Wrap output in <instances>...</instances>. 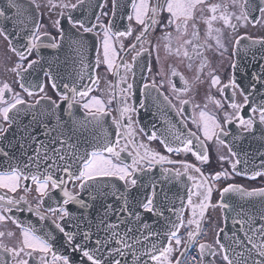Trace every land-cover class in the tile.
Here are the masks:
<instances>
[{
	"label": "flooded vegetation",
	"instance_id": "flooded-vegetation-1",
	"mask_svg": "<svg viewBox=\"0 0 264 264\" xmlns=\"http://www.w3.org/2000/svg\"><path fill=\"white\" fill-rule=\"evenodd\" d=\"M25 1H29L33 4L32 0ZM139 2L140 0H137V3ZM164 2L165 0H147L149 11L145 16V24L149 25V27L142 42H137L136 36L144 30L145 25L138 24L134 15L132 20H128L127 16L133 14L129 2L126 3L128 6V14L127 16H122L124 11L122 5L116 8L115 15H113L112 0H106V2L105 0H82V3L79 4H77V0H35V4H33L34 10L40 15L35 23L41 25L39 30L41 39L37 41V43L41 45L39 49L43 51L48 49V47H45L44 45L50 44L52 41L60 42L61 39L59 36L61 35L62 27L73 28L72 24L69 22V16L72 20L83 21L85 26L91 27L92 24H97L96 16L99 15L100 23H103L105 26H108L109 22H111L113 32L126 31L128 28H131V35L126 37L114 36L112 38L113 46L117 52V58L113 70L109 71L107 66L103 63V29L97 25L92 32L85 33L82 28H79V26L73 28L80 33L90 34V36H92L97 42V56L95 58L94 68L95 76H87L81 84L77 82L78 85H76L75 78L67 77L63 72L59 71L60 64H48V62L46 63V61H43V58L38 56L39 49H33L31 55L27 54L25 51V45L29 41L26 43L25 41L29 35L26 34V32L29 33L31 24L26 25L25 28L17 26L15 30H10L9 27L6 28L5 25L1 26L0 24V29H3L9 37V39H5L3 35H0V87H2L4 83H7L12 89V92L5 93V99H11L13 94L19 93L26 102L25 105L17 106L22 109L19 116H16L15 110L9 113L10 117L15 116L16 127L14 133L17 139L16 144L18 153L20 154L19 164L21 167L27 162L28 156L34 155L33 148L36 147V144L32 143L30 139L32 136L36 137L37 141H43L51 147H60L59 144L53 145L51 141L63 132V138L67 141L65 145H71L68 139L70 122L65 121L62 118L63 111H61L62 106L68 102L61 101L60 94L65 93L69 96L71 95V93L64 88L65 84L69 83L68 85L70 87L75 86L78 91H84L86 88L91 89L88 96L83 98L79 96L76 97L78 103H74L75 109H80L81 111L84 110L82 105L89 102L92 97H96L104 102L105 117L109 119V123L115 132V135L111 139L113 142L117 139L116 126L113 121H120L122 124L126 125L128 122V115H130L133 120L132 129L134 136L128 137V139H133L137 147L134 148L131 143L127 145L126 151L121 153V157L125 162L131 164L133 156L136 155L137 148L141 144L151 151L158 152L161 155L168 157L170 160L177 161V163L173 164H155L150 170L144 165H141L145 170L135 173L138 178V184L131 190H136L141 186V195L137 200H143L144 197L151 194L152 184L149 183V181L152 177L154 178L158 176L160 179V181H158L159 183L163 182V179L166 177L173 180L175 179V181L178 179L183 184V191L187 193L185 199L186 206L183 211L185 226L180 228L179 232L182 240H187L188 231H195L196 229L195 224H188V220L192 219V211L187 204L188 191L189 189H192L194 183V181L188 179V176L195 177L197 181H199L201 177L200 173L195 172L193 169H188L187 175H183L185 170L183 163L180 162L200 168L201 172L209 178L216 172L227 170L230 173L229 179L225 180L224 178H221L218 181H212L209 179L208 181L209 185L213 187V192L210 206L207 208L205 215L201 220L200 231L205 224H210V234L214 236L219 233L224 224V212L223 209L219 207L221 199L225 195L224 194L223 197L221 196L223 188L227 187L229 184L241 186L248 191L264 188V175L255 179L250 178L255 171L264 172V155H261L264 153V137L261 136V126L257 124L256 132L250 134L243 132L242 128L237 127L235 121L231 124L224 123L226 113L234 115L233 109L228 107V101L232 97L233 90L231 87L224 88V86L228 85L230 80L235 77L232 65L235 64L236 59L234 58L235 50L237 48L236 42L239 41V44H242L247 40H264V15L258 10L259 7L262 6L261 0H250L248 7L249 18L247 21L236 19L237 16L241 15V8L238 4L234 5L232 0H205L204 4L199 5L195 9V19L189 21L188 34L183 37H179L175 24L165 27L169 19V13L166 11L158 12V14L153 17L151 8L158 4H164ZM240 2L242 3L243 0H240ZM61 4H77V7L74 9H66L60 7ZM100 4H104V7L100 8L98 6ZM212 4H218L221 6L216 13L218 17L220 12H225V14L230 15L231 24L235 25V29H233L231 26L225 25L220 19L213 21V29H219V33L213 31L212 36L215 37L219 35L224 48H218L215 39L209 38L206 35L207 25L204 23V19L212 15L209 11V6ZM36 5H39V7L37 8ZM53 5L57 6L53 7ZM119 8H122L123 10L118 11ZM61 13H63V15H61ZM102 13H107V15H103ZM153 18L157 21L155 25L151 24ZM22 20H24L25 23H28L29 17H25ZM56 20L60 21L59 27L55 26L54 22ZM254 21H259V23H254ZM193 23L199 31V40H195L192 37ZM44 33H47L48 35H44ZM166 33H171L170 41L164 38ZM23 36L24 39L22 40ZM52 38H55V40ZM187 39H193V43H198L201 46L197 50L200 55L194 53L192 45H183V41ZM9 40L11 41V46ZM121 45H123V48H121ZM132 45H135V47L132 48ZM165 45H169L171 51L167 50ZM13 46L20 51H25V55L27 56V59L22 62L24 70H20V75H17V72L12 71L17 63H21L16 53L11 50ZM178 48L180 49L179 54H177ZM224 49H227V51ZM185 50H187L189 54L188 57L183 55ZM52 52L56 51L52 49ZM137 53H140V55L137 56ZM134 56H137L135 61H133ZM97 58L100 60L99 67L96 66ZM32 60L37 61V63L29 69L27 66L29 61ZM202 62H205L206 66L200 71L199 69ZM125 63L133 65L132 71H125L124 67L121 66ZM189 65H191V67H189ZM33 68L39 69L37 71L33 70ZM173 69L178 75H172ZM117 71L120 73V76H126L127 83L133 84V88L128 93L127 103L129 106L135 108V112H131L123 118L120 115V109L123 107V99L120 96L119 88H126L127 85L121 83L119 88L115 87L120 79V76L115 74ZM45 72L50 73V77L46 76ZM53 72H55L58 77L61 76V81L52 77ZM212 75H216L220 78V84L215 87L211 86ZM74 76H76V74H74ZM22 78L23 83L33 92L32 96H29L28 93L20 87ZM53 79L55 80L56 85L59 84L56 89L52 88ZM96 79H98V83L93 82ZM185 80L187 81V85L184 83ZM153 81H155L157 88H149L145 91L144 85H151ZM41 84L44 86L43 92H41L38 87V85ZM173 85L175 86L176 91H173ZM186 86L188 91L181 92L180 90ZM221 88H224L223 93L220 91ZM161 93L163 95H161ZM113 94L116 96L115 99H112ZM45 96L50 97L51 101H55L60 105V108L56 110V114L60 117L59 124L57 123L55 116L42 115V113L51 109V102L48 99H41ZM164 96H167L175 107L169 106L164 100ZM177 96H179V100H187L189 103L181 105ZM209 96L213 97L214 100H219L223 107H217L213 101L208 99ZM110 99H112V102L108 103ZM235 99L237 103H243V96L240 95L239 90H236ZM38 100L40 103L36 105V101ZM141 103H143V107H141ZM29 104L36 105V107L32 110L23 111V109ZM197 105L199 107H197ZM181 108L183 109L182 111H180ZM85 110L87 112L90 110L92 112L96 111L95 107L90 110ZM201 111L214 117L220 122L224 130L229 132L228 136L221 137L227 146L219 144L215 137H213L212 140L205 139L202 131L203 122L200 118ZM33 115L36 117L35 120H33ZM243 115L245 118L251 115L249 108L245 107L243 109ZM194 120L196 123L193 122ZM12 125L13 123L9 124L3 120V117H0V127L6 129L3 135L0 136V144L3 148L8 147V144L3 142L14 135L12 131L14 126ZM44 125H47V128H45ZM122 131H127V129L125 128ZM45 132L51 135L48 143L45 139ZM153 133H156L157 139L150 140L149 136ZM189 133H195V136L189 137ZM175 135H181V139L191 138L194 146L197 143L196 138L198 137L207 148L209 161L207 163H202L200 160L196 159L191 152H168L164 145L160 143V138H167L173 147L181 146L180 141L174 139ZM125 143L126 140L121 138L117 151H120ZM229 147H231L233 152L237 153L236 156H232L229 153ZM195 150L202 151L199 148H196ZM139 152L143 155L144 149L139 148ZM128 153H132V155L130 156ZM105 155L108 154L105 153ZM220 156H225L227 159L221 161ZM237 159L240 161V163L237 164V172L240 173L239 175L236 174V172H233L231 168V162H235ZM164 169H168L169 171L165 172ZM31 171H35V168L31 169ZM176 171L182 173L179 178H176L174 175ZM245 172L247 175L244 174ZM105 178L109 179V186L104 188L106 195L97 196L96 201L93 202L89 199L87 193H85V195L81 193V196L85 200L94 204V207L89 210L91 213L90 218L93 222V240L96 238V224L100 220L99 216L101 217L104 213L103 206L111 204L113 205V209H119L123 204V200H118L116 197L121 193L126 195V186L124 182L119 181L114 177ZM113 185H115V188L112 187ZM25 187L29 188L30 191L25 192ZM67 187L70 191H79L78 187L74 188L71 182L68 183ZM148 187L151 189L148 190ZM193 191H195V189H193ZM113 192L116 193L115 196L112 194ZM0 195H7L15 200H20L21 197H24L27 200L26 204L21 201L16 207H13L11 212L3 213L8 219L0 222V232L4 233L3 236H0V244H3L7 248H22L23 237L21 226H28L31 224L37 230L38 235L44 236L46 233H51L55 236V239L51 241L54 251L64 254H68L71 251L64 247L65 241L63 234L54 227L53 221L56 220L59 222L58 218L46 212L49 204L56 206L52 201L46 199L44 205L39 206V211L48 216L47 220H40L34 212L28 210L29 206H31L32 209H36L38 207L39 199L35 190V185L32 184L30 180L21 181V187L15 193L9 192L6 189H0ZM192 199L193 204L196 205L199 204L201 197L193 196ZM137 200L129 202V204L134 211L140 212L141 219L139 221H136L134 218H127L126 213L121 214L118 211L111 212L107 219L109 222L115 223L117 222L118 216L121 218H127V226L134 229L133 235L141 238L143 237L142 233L144 234V232H147L154 227V217L156 215L139 209L136 204ZM66 207L70 212L79 216L77 205L69 204ZM196 218L199 219L198 216ZM65 219L67 221V218ZM151 219L153 220L151 221ZM14 220L17 221V223H14ZM74 223L75 221L71 223L65 222L66 229L68 231H76L75 227H73ZM145 223L149 225L148 229L142 227ZM124 228L125 225H121L120 231L123 232ZM9 233H12V235H8ZM98 234L101 238L105 236V233L102 230L99 231ZM151 237H155V235ZM77 240L79 241V237H77ZM211 245L217 252V255L213 257L215 264H226L222 259L223 253L220 252L218 244L214 242ZM135 249L138 251L140 248ZM24 251L29 252L30 250L25 248ZM181 251H183V246H181ZM0 252H2V249H0ZM179 254V252L173 253L171 257L173 264H175L176 257H178ZM41 255L42 254L40 253H34L29 264H38ZM72 256L76 261H79V253H72ZM3 259L7 260L8 264H16V259L29 258L24 253H21L20 257L15 259L10 254L3 253ZM48 259H51V254L48 255ZM149 264H154V262L150 261Z\"/></svg>",
	"mask_w": 264,
	"mask_h": 264
},
{
	"label": "snow or ice",
	"instance_id": "snow-or-ice-1",
	"mask_svg": "<svg viewBox=\"0 0 264 264\" xmlns=\"http://www.w3.org/2000/svg\"><path fill=\"white\" fill-rule=\"evenodd\" d=\"M33 4H35V0H32ZM106 2V0H105ZM130 7L132 9L133 14H129L127 16L128 20L133 19V15L138 24L145 25L144 30L136 36L137 42H142L143 37L148 31L149 25L145 24V16L149 11V6L147 0H140L137 3V0H128ZM250 0H243L241 3L240 0H232L234 5H239L241 8V15L237 16V20H245L247 21L249 18L248 7ZM82 3V0H77V4ZM205 3V0H165L164 4H158L151 8L153 13V17H155L158 12L166 11L169 13V19L167 25L165 27L171 26L175 24L176 31L179 33V37L186 36L188 34V24L189 21L195 19L194 12L195 9ZM77 4H61L62 8H76ZM120 5V0H112V8L113 15H115L116 8ZM261 5L259 7V12L264 15V0H261ZM57 5H53L56 7ZM100 8L104 7V4L98 5ZM127 6V5H125ZM38 8L39 5H36ZM220 5L212 4L209 6V11L212 13L210 17L204 19V23L207 25V33L206 35L209 38H214L216 41V45L218 48H224L223 43L221 42V38L219 35L213 37V31L219 33V29H213V21L220 19L224 22L225 25L231 26L235 29V25L231 24V17L229 14H225V12H220L219 17L216 15L217 11L220 9ZM13 8L17 9V15L15 17H9L7 12L12 10ZM103 15H107V13H102ZM19 5L16 0H6V3L3 8H0V17L5 20L8 19H16L19 20L20 25H24L25 21L19 19ZM63 15V13H61ZM69 22L72 24L73 28L79 26L82 28L85 33L92 32L97 25L101 29H103V63L107 66L109 71H112L115 66V60L117 58L116 49L113 46L112 38L115 37H126L131 35V28H128L126 31H112L111 22H109L108 26H105L103 23H100V16H96L97 24H92L91 27L85 26L83 21L72 20L69 16ZM55 26L59 27L60 21L56 20ZM157 21L155 18L152 19L151 24L155 25ZM254 23H259V21H254ZM39 23H35L33 25V29L31 35L28 37V43L25 45V51L28 55H31L33 49H39L41 46L37 43L41 39ZM192 37L195 40H199V31L196 28V25L193 23L192 25ZM0 35H3L5 39H9L7 33L0 29ZM44 35H48L44 33ZM178 37V38H179ZM61 40H63V31L61 30ZM166 40H171V33H166ZM55 40V38H52ZM193 39H187L183 41V45H192L194 53L196 55H200L197 51L201 46L198 43H193ZM237 45L239 41L236 42ZM253 44L261 43L259 41H253ZM9 44L11 46V41L9 40ZM182 45V46H183ZM45 47H49L52 49H57L61 47L60 43L52 42L50 44L44 45ZM75 48L77 50L83 48V43L81 41H70L69 47ZM132 48L135 45L131 46ZM166 49L171 51L169 45H165ZM123 48V45H121ZM11 50L16 53L19 57L21 63H17L16 67L12 69V71L17 72V75H20V70H24L23 61L27 59L25 55V51H20L16 47H12ZM227 51V49H224ZM180 49H177V54H179ZM140 53H137L139 56ZM183 55L188 57L189 54L187 50L184 51ZM137 56L133 57V61L136 60ZM191 58V57H189ZM37 61L32 60L28 63V68L31 69ZM100 60L97 58L96 66L99 67ZM125 71H132L133 65L131 64H122ZM206 66L205 62H202L200 65V71ZM191 67V65H189ZM233 68L236 67L235 64L232 65ZM264 69V66H262ZM117 76H120V73L117 71L115 73ZM46 76L50 77V73L45 72ZM172 75H178V73L173 69ZM183 79V78H182ZM94 83H98V79L93 81ZM121 83H125L127 85L126 88H119ZM185 85H187V81H184ZM220 84V78L216 75L211 76V86L215 87ZM20 87L24 89L28 93L29 96L33 95V92L23 83V78L20 83ZM39 90L41 92L44 91V86L38 85ZM116 88H119L120 96L123 99V107L120 109V115L123 118L125 115H128L131 112H135V108L131 107L127 103L128 93L133 88L132 83H127L126 76H120L119 81L115 85ZM231 87L232 97L228 101V107L233 109L234 115L225 114V124H231L234 121L237 123V127L242 128L243 132L246 133H255L257 130V124L261 126L260 132L261 136L264 137V71L260 74L253 73L252 74V83L250 84V91L246 92L243 87L237 84L236 80L233 78L230 80L228 85H225L224 88ZM52 88L56 89L57 85L55 80H52ZM64 88L71 93L68 94L62 93L60 94L61 101H67L66 113L71 116V110L74 107V103H78L76 97L79 96L81 98L88 96L91 91L90 88H86L84 91H78L75 86L70 87L68 84L64 85ZM152 88L156 89L157 85L155 81L151 85L145 84L144 89ZM224 88H221V93L224 92ZM236 90H239L240 95L243 96V103L236 102ZM173 91H176L175 86L173 85ZM181 92L188 91L187 86L180 90ZM12 92L11 87L4 83L2 87H0V117H3L5 122L9 124L15 122V116L10 117L9 113L15 110L16 116H19L22 109L18 108L19 105H25V100L20 96L19 93H15L11 96V99H5V93ZM161 95H163L161 93ZM258 95L260 97L259 102L254 101L253 96ZM116 96L113 94L112 99H115ZM41 99H48L51 102V109L42 113V115L46 116H55L57 123H60V117L56 114V110L60 108V105L55 101H51L50 97H42ZM112 99L108 101V103L112 102ZM179 100V96H177ZM208 99L213 101L217 107H223L219 100H214L213 97L209 96ZM164 100L171 107H175L172 105L171 100L167 96H164ZM40 101H36V105H38ZM181 105L189 103L187 100H179ZM36 105H27L23 111L32 110L36 107ZM84 109H91L95 107L96 111L92 112L91 110L88 112V115L92 117V121H99L102 118L105 112L104 102L96 97H92L91 100L82 105ZM141 107H143V103H141ZM197 107H199L197 105ZM247 107L249 108V115L247 118L243 115V109ZM183 109L181 108L180 111ZM258 117V118H257ZM35 115H33V120H35ZM200 118L203 122V135L206 140H212L213 137L217 139V142L221 145H225V141L221 137H225L229 135L228 131H225L222 125L218 120L214 117L209 116L206 112H200ZM196 123V121H193ZM113 123L116 126V137L117 139L113 142L111 139L107 137L104 138V142L102 144H97L94 149L90 153H85L84 155H78L76 151L73 152H65L64 145L67 143L65 139L59 138L63 136V132L59 134L57 138H54L51 143L53 145L59 144L60 147H49L43 141H37L36 137H30L32 143L36 144V147L33 149L34 155L28 156L27 162L21 165L17 162H14V158L9 156L8 152L0 149V156L4 159L0 160V189H6L9 192L15 193L21 187V181H31L32 184L35 185L36 193L38 194V207L36 209H32L29 206L28 210L30 212H34L40 220H47L48 216L41 213L39 211V206H43L45 200L52 201L56 206H49L46 209V212L51 214L52 216H56L58 218L53 221L55 229H57L64 237V247L66 249H70L71 251L68 254L58 253L53 250V244L51 241L55 239L51 233H46L44 236L38 235L37 230L31 224L28 226L22 227V237H23V247L20 249L16 248H7L3 244H0V264H8L7 260L3 259V253L10 254L14 259L20 257L21 253H24L29 259H16V264H29V261L32 259L34 253L42 254L39 257L38 264H122L123 258L127 254H130L133 260V264H140L142 257H148L147 260H144L143 264H149V261L154 262V264H173L172 255L175 252H179V256L176 257L175 264H185V258L190 256V264H204L205 252L210 249L211 246L200 243L198 245V254L192 255L190 249L195 246V242L197 237L201 234L200 225L201 220L203 219L207 208L210 206V200L213 192V187L209 185L208 181L211 179L212 181H218L221 178L225 180L230 178V173L227 170H223L220 172H216L210 178L206 177L203 172H201L200 168L195 167L194 165L187 164L184 162V173L183 175H187L188 169H193L195 172L200 173V180L197 181L195 177L188 176L189 180L194 181L192 189L188 191L187 204L191 208L192 211V219L188 220V224L196 225L195 231L187 232V240H182L179 232L180 228L184 227L183 220V201H181L182 207L180 209L168 208V211L173 212L177 220L169 221L170 227L164 233L159 232H149L148 235L143 236V240H148L150 236H161L163 235L166 239V244L161 245L158 243H152L151 247L145 248L139 254H137V250L135 249L136 244H142V241L139 237L133 235L134 229L128 225L127 218H134L136 221L141 219V214L139 211H134L128 201V198L124 193H121L116 198L118 200H123V204L119 209H113V205L107 204L104 205V213L101 216L99 222L96 224L97 232L95 233V240L92 239L94 233L92 231L93 222L91 220L90 209L94 207V204L85 200L81 193H87L89 199L91 201H96L97 196H104L106 193L104 192V188H107L108 185L105 183L100 185L97 178L98 177H114L119 181L124 182L125 184V192H130L132 188H135L138 184V178L135 173L139 171L145 170L144 165L147 169H151L155 164L164 163H177V161H173L168 159V157L161 155L158 152L151 151L147 149L144 145H139L136 151V155L133 156L131 164L125 162L121 153L126 151L127 145L129 143L133 144V147L137 146L134 143L133 139H128V137H133V129L132 124L133 120L130 115H128V122L126 125L122 124L120 121L114 120ZM75 124V122H73ZM83 126V125H81ZM47 128V125H44ZM127 129V131H122L123 129ZM55 130V129H53ZM6 129L0 127V136ZM47 135V132H45ZM195 133H189V137H194ZM124 138L126 143L120 151H117V147L120 145V139ZM149 139H157L156 133H153L149 136ZM174 139L180 141L181 146L173 147L167 138H160V143L164 145L165 149L168 152H176L179 153L181 151L191 152L192 155L196 157V159L200 160L202 163H207L209 161V156L207 153V148L202 141L197 137V143L194 146L193 140L191 138H183L181 139V135H175ZM23 147V145H22ZM70 148L75 149L76 145H69ZM139 148H143V155L140 154ZM199 148L202 151H196L195 149ZM107 153L108 155H105ZM229 153L232 156H236L237 153L233 152L231 147H229ZM128 155H132V153H128ZM261 155H264L262 153ZM227 157L220 156V160L224 161ZM69 160H72L73 163L75 161L80 162V166L73 168V163H68ZM240 161L237 159L235 162H231V168L233 172L236 174H240L237 172V164ZM41 165H43V171H41ZM63 165V166H62ZM35 168V171H31V169ZM165 172H168V169H164ZM62 172L64 176H57L55 173ZM247 175V173H244ZM176 178H179L182 173L176 171L174 173ZM264 175V172L255 171L251 175V179H255L259 176ZM71 182L74 188L79 189L77 192L70 191L67 187L68 183ZM78 182V184H77ZM115 188V185L112 186ZM151 194L144 197L143 200H137L136 204L139 209L143 211L153 213L159 217L164 216V211L159 210L157 205L155 204L156 199V191L155 186L152 185ZM195 189V191H193ZM25 192L30 191L29 188H24ZM237 193L241 200L245 198H253L260 197V210L258 213L253 209L252 212H249L242 207L237 210V208L233 207L231 204L225 203L223 199L219 204L221 209H232L236 213L233 218L234 225H239V228L236 232H233L231 238V244L225 245L220 243L219 240L216 243L219 246L220 252L223 253L222 259L226 262V264H264V189H253L251 191L245 190L243 187L238 185L229 184L227 187L223 188L221 191V196L223 197L226 193ZM114 196L115 192L112 193ZM193 196H200L199 204H193ZM23 201L25 204L27 200L24 197H21L20 200H15L7 195H0V222L8 219L3 213L11 212L13 207H16L18 204ZM69 204H75L78 206L79 216H76L74 213L70 212L66 207ZM113 211H118L119 213L127 214V218H121L118 216L117 222H109L107 219L109 214ZM199 217L197 219L196 217ZM67 218V221L66 219ZM75 221L73 227H75L76 231H68L65 227V222L71 223ZM17 223V221H13ZM83 225V226H82ZM121 225H125L124 231L121 232ZM142 227L144 229H148V224H143ZM103 231L105 236L101 238L99 236V231ZM222 231V230H221ZM237 233H243L242 236ZM4 233L0 232V236H3ZM8 235H12L9 233ZM143 235V233H142ZM79 237V241L77 240ZM131 240V242H129ZM181 246H183V251H181ZM29 249V252H25L24 250ZM231 252L232 255L228 253ZM72 253H79L80 258L79 261H76ZM51 254V259H48V255ZM209 254L212 257L217 255L215 250H211ZM119 257V258H117ZM208 264H214L213 261H208Z\"/></svg>",
	"mask_w": 264,
	"mask_h": 264
},
{
	"label": "water",
	"instance_id": "water-1",
	"mask_svg": "<svg viewBox=\"0 0 264 264\" xmlns=\"http://www.w3.org/2000/svg\"><path fill=\"white\" fill-rule=\"evenodd\" d=\"M17 1L24 2L21 0ZM127 2L128 0H124L122 8L126 5ZM20 12L25 15L24 11ZM21 16L22 15H20L19 18H21ZM78 39L85 43L83 51H81V53H83L85 56L79 57L80 53L77 52L76 49L71 48L70 51L59 49L57 53L52 51L50 52L52 56L49 57L47 62L60 64V72H63L67 77L75 78V82H79V84H81L83 80H85L83 77L87 75L93 77L91 73H88L91 71L93 62L96 58L97 48L93 44L89 46L90 42L83 36L79 37ZM256 41H259L261 43L253 44V41L247 40L245 41V43L237 45V49L235 51V80L241 87L245 89L246 92L250 91V84L252 83V74H260L262 71H264V69H262V66H264V40ZM68 54H72L73 57L69 58ZM74 74H76V76H74ZM261 91H264V89H261ZM252 99L256 102H259L260 97L256 95L253 96ZM73 111V117L68 120L65 117V120L70 122L68 132L69 142L71 145H76L75 149L71 148L72 152L76 151L78 155L90 153L97 144H102L104 142V139H99L101 136H103V134L109 133L110 130L114 132L113 129L109 128L107 118H104L102 116V118H100L98 122L92 121V117L88 115L87 112L85 114H77L74 109ZM73 122H75V124H73ZM81 125H83V127ZM15 127L16 125H14V127L12 128L13 133L15 131ZM74 129L76 131H73ZM16 142L17 139L14 133L13 137H9L3 142L8 144V147L3 148V146L0 144V149L5 152H8L9 156L14 158V162L19 163L20 154L18 153ZM48 146L51 148L50 145ZM3 159L4 158L0 156V160ZM68 163H73V161L69 160ZM78 166H80V162L75 161V163H73V168L75 169ZM41 171H43V165H41ZM55 175L62 176L65 174L62 172H57L55 173ZM158 181H160L159 177H152L149 183L155 186V191L157 193L155 204L157 205L159 210L164 211V216L159 217L156 215L154 217V227L148 230L147 232H144L142 236L148 234L149 232L164 233L165 231H167V229L170 227L169 221L177 220L176 215L173 212L168 211L167 209H180L182 207L181 201H183V208H185L186 206L185 199L187 193L183 191V184L178 179L175 181V179L173 180L169 177H166L165 179H163V182L159 183ZM98 182L100 185L106 183L109 186V181H106L105 179H98ZM150 189L151 188L148 187V190ZM141 191L142 187L139 186L136 190L125 192L128 201L132 202L134 200L139 199ZM85 193L83 194L85 195ZM222 199L225 203L231 204L233 207L237 208V210H239L240 207L248 210L249 212H252L253 209H255V212L258 213L260 210V197L245 198L241 200L237 193L229 192L226 193ZM223 212L225 226L222 231L220 230V238L218 240L220 241V243H223L227 246L231 244L232 234L233 232L237 231L239 225H234L233 223V218L235 217L236 213L232 211V209H223ZM100 218L101 217L99 216V219ZM152 220L153 219H151V221ZM237 234L240 236L243 235V233ZM140 239L142 241V244H136L135 248L137 249L141 248L142 250H144L145 248L151 247L152 243H158L161 245L166 244V239L163 235L155 237L150 236L149 239L146 241L143 240V237H141ZM129 242H131V240H129ZM137 254H139V252H137ZM228 254L232 255L231 252H229ZM147 259L148 257H142L140 264H143L144 260ZM122 264H133V260L130 254H126V256L122 260Z\"/></svg>",
	"mask_w": 264,
	"mask_h": 264
},
{
	"label": "bare ground",
	"instance_id": "bare-ground-1",
	"mask_svg": "<svg viewBox=\"0 0 264 264\" xmlns=\"http://www.w3.org/2000/svg\"><path fill=\"white\" fill-rule=\"evenodd\" d=\"M16 2H17V4L19 5V12H20L22 9H25V8H27V9H29V10H34V9L32 8V6H31V3H29L28 1H25V2H18V1L16 0ZM123 2H124V0H120V5H119V6H121V5L123 4ZM5 3H6V0H0V8H3L4 5H5ZM127 7H128V6H126V7L123 6L124 11H123L122 16H124V15L127 16V14H128V9H127ZM121 10H123V9H122V8H119V9H118V11H121ZM12 13H13V15H12ZM129 13H130V8H129ZM7 15H8L9 17H15V16L17 15V9L13 8L12 10H10V11L7 12ZM86 18H87V17H86ZM18 23H19V20H16V19H8V20H5L4 18L0 17V24H1V26H4V25H5L6 28L9 27L10 30H15V29L17 28V26H21V27L25 28L26 25H27V23H25L24 25H20V24H18ZM30 23H32V25H31L30 28H29V33L26 32V34H28L29 36L31 35L32 29H33V25H34V23H33L32 21H30ZM61 30L63 31V37H64V38H63V40H60L59 43H60L61 47L57 48L56 51H59V49H60V50L70 51V49H71V48L69 47V43H70V41H80L78 38L81 37V36L85 37V38L90 42L89 46L92 45V44H94V42H93V37H91L90 34H85V33H82V32L80 33V32H78L77 30H75V29H73V28H71V27H69V28H63V27H62ZM60 37H61V35L59 36V38H60ZM60 39H61V38H60ZM49 40H50V39H49ZM52 42H54V41H52ZM81 42L83 43V48H84L85 43H84L83 41H81ZM83 48L77 50V49L75 48V46H74L72 49H76L77 52L80 53V54H79V57H82V56H85L83 53H81V51H83ZM38 53H39L38 56H39V57L41 56V57L43 58V61H46V63H47L49 57L52 56V55L50 54V52L45 51V50L43 51V50H41V49H39V52H38ZM68 57L71 58V57H73V55H72V54H68ZM38 69H39V68H33V70H37V71H38ZM52 75H53L52 77H53L54 79H58V80L61 81V76L58 77V76L56 75L55 72H53ZM57 84H58V83H57ZM61 84H62V82H61ZM68 84H69V83H68ZM75 84L78 85L77 82H75ZM62 85H63V84H62ZM57 86H59V84H58ZM66 108H67V103L64 104V105L62 106V110H61V111H63V112H62V118H63L64 120H65V117H66L67 120L70 119L71 117H73V114H74L73 109L77 112V114L79 113V112H78V109H75V106H74L73 109L71 110V116H69V115L65 112ZM67 120H65V121H67ZM84 122H85V121H84ZM84 126H85V125H84ZM82 127H83V126H82ZM73 131H76V130L74 129ZM114 135H115V132L113 133V131L110 130L109 133H107V134H103V136H101L99 139H104L105 137H107L108 139H112Z\"/></svg>",
	"mask_w": 264,
	"mask_h": 264
}]
</instances>
